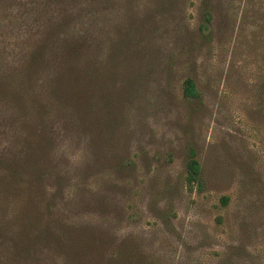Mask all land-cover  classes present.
<instances>
[{
	"label": "rangeland",
	"instance_id": "rangeland-1",
	"mask_svg": "<svg viewBox=\"0 0 264 264\" xmlns=\"http://www.w3.org/2000/svg\"><path fill=\"white\" fill-rule=\"evenodd\" d=\"M216 1L219 52L209 60L214 65L205 76L210 90L195 113L181 99L182 73L143 78L134 59L128 66L119 58L105 88L94 84L87 130L78 119L83 102L60 103L39 85L18 93L14 83L1 93L0 156L23 149L25 142L15 145L14 135L21 134L18 121H36L37 130L50 140L51 165L60 176L52 213L95 229L93 235L103 240L93 252L58 244L37 247L19 264H109L122 241L136 246L141 264H224L232 256L233 264H264V123L252 116L251 94L230 66L232 60H243L252 68L253 58L246 48L241 53L233 48L246 37L239 14ZM6 3L18 20L7 36L0 28V53L15 67L27 45L38 41L46 18L64 6L54 3L34 19L38 13L30 11V0H0V6ZM94 28L82 50L96 64L108 52L103 42L109 36L100 40L99 34L114 28L109 26V33L103 26ZM54 64L48 62L41 81L54 79ZM6 69L0 78L19 79L12 68ZM250 75L248 71L246 79ZM60 88L58 94L70 96ZM35 100L41 108L33 112ZM187 141L197 148L202 165L200 185L192 191L183 180ZM222 196L231 198L226 207L220 204Z\"/></svg>",
	"mask_w": 264,
	"mask_h": 264
},
{
	"label": "trees",
	"instance_id": "trees-1",
	"mask_svg": "<svg viewBox=\"0 0 264 264\" xmlns=\"http://www.w3.org/2000/svg\"><path fill=\"white\" fill-rule=\"evenodd\" d=\"M30 2V11L38 13L37 16H32L34 19L42 17V14H45V7L52 9L54 3H59L64 8L60 10L57 6L59 10H55V15L46 18L48 21L40 27L38 41L33 46L27 45L17 66L11 67L6 56L0 53V75L5 74L3 68L6 66L9 70L12 68L10 72L18 73L16 77H19L0 78V96L1 93H8L15 83L17 85L14 88H18L16 90L18 93L26 86L39 85L41 90L51 93L60 103L65 102L68 105L74 103L72 105L75 106L76 102H83L84 108L78 110L80 114L78 119L87 130L92 118L90 93L94 84L101 89L105 88L108 83L107 75L114 73L113 70L120 58L128 66L134 59L135 67L143 78H151L156 72L163 74L164 79L173 73H182L179 88L181 99L188 111L195 113L193 110L203 106L205 91L210 90V84L205 83V76L214 68L209 60L219 52L218 48L215 49L216 0H30ZM218 2L226 7L230 5L242 19V32L246 37L243 41L242 35V42L238 40L233 48L240 53L246 48V54L253 58L251 65L254 66L250 68V65H243L246 63L243 60H232L230 66L236 72L240 85L248 88L251 94L252 116L264 123V0ZM8 5L6 3L0 6V28L5 36L7 30L13 28L18 20L15 14H9ZM99 25L106 28V31L112 26L114 32L107 31L110 35L103 32L99 34L100 40L103 36L104 38L109 36L108 42H103V47H106L108 52L100 62L94 64L89 52L82 49L90 43L94 27ZM165 25H170L171 28L166 29ZM69 39L74 43L69 42ZM76 44L80 47L78 48ZM226 47L228 48L226 45L223 46L221 51L226 52ZM49 61L55 63L52 68L55 73L54 79L41 81L39 74L49 68L46 66ZM248 71L251 75L246 79ZM43 85H46L45 89ZM60 87L69 90L70 96L68 93V97H62L60 92L58 94ZM105 100L103 102L106 104ZM37 101L31 105L33 112L41 108L40 102ZM88 101L89 103L85 105ZM17 123L21 134L14 135L15 145L18 143L20 145L22 143L20 141H23L25 142L23 149L10 157L0 156V264H19L24 257L32 253L33 249L45 248L51 244L68 246L75 251L98 250L103 240L98 235H93L95 229L89 231L88 227L65 221L52 213L56 195L55 185L59 182L60 176L56 167L51 165L52 146L49 138L44 137L45 133L42 130H37L36 121ZM184 146L186 161L183 180L185 187L192 191L194 186L200 185L202 165L192 141L185 142ZM49 181H53L52 188V185L47 184ZM230 200L229 196H222L221 206H228ZM217 221L221 223L220 218ZM137 254L140 253L136 246L122 241L117 246L116 253L111 256L109 264L143 263L142 257L136 256ZM234 261L232 256L223 262L233 264Z\"/></svg>",
	"mask_w": 264,
	"mask_h": 264
}]
</instances>
